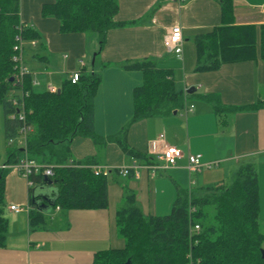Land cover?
<instances>
[{
    "label": "crops",
    "instance_id": "obj_1",
    "mask_svg": "<svg viewBox=\"0 0 264 264\" xmlns=\"http://www.w3.org/2000/svg\"><path fill=\"white\" fill-rule=\"evenodd\" d=\"M51 1L19 0L20 20L39 33L34 45H24L22 55L36 85L45 84V90L48 84L61 83L79 69L82 61L86 70L100 74L93 101L97 134L112 135L127 126L125 139L131 148L155 157L165 145H173L183 156L175 165L153 174L145 167L139 168L138 177H123L111 171L107 175L106 208H54L45 212L46 224L37 228L29 223L26 183L25 208L20 205L23 209L16 212L9 209L13 203H5L7 230L4 245L0 246V264H90L97 251L123 247L115 217L126 192L133 194L144 215L167 214L177 188L198 194L206 184L230 182L241 160L251 161L256 167L258 218L264 230V64L260 59L241 60L223 63L214 70L195 71L194 38L220 25V0H116L114 20L123 25L108 30L97 56L94 34L61 32L56 18L41 15L42 4ZM263 3L264 0H232L234 23L263 24ZM174 25L182 31L180 56L163 44L164 34ZM143 59L170 72L185 107L130 122L132 92L142 82V72L129 65ZM191 88L193 91L188 92ZM207 94L216 95L227 107L257 101L263 105L255 110L216 114L214 102L203 98ZM190 105L192 110L185 113ZM70 152L74 160H90L107 167L144 164L126 156L114 142L98 149L85 137H75ZM6 153L2 114L0 165L5 164ZM188 153L199 154L203 163L211 165L197 172L188 171Z\"/></svg>",
    "mask_w": 264,
    "mask_h": 264
},
{
    "label": "trees",
    "instance_id": "obj_2",
    "mask_svg": "<svg viewBox=\"0 0 264 264\" xmlns=\"http://www.w3.org/2000/svg\"><path fill=\"white\" fill-rule=\"evenodd\" d=\"M221 22L211 31L195 36V71L214 70L223 63L260 59L264 64V23L235 24L232 0H220ZM116 0H52L41 6L42 16H52L61 32L94 34L97 56L109 29L123 25L116 22ZM25 44L36 40L39 33L19 18V0H0V104L3 111V133L7 159L11 165L21 153L28 160L50 166L51 184L41 172L32 173L28 186V218L32 228L44 226L46 215L38 204L41 197L34 189L42 187L50 194V210L58 208H106L107 176L93 173V161H77L70 152L75 137H85L96 148L116 143L128 157L149 163L154 157L131 148L125 139L127 126L121 131L102 136L94 130V96L100 74L80 66L79 78L72 83L64 78L59 91H34L30 73L23 77L21 88L8 79L15 71L12 56L15 36ZM35 44V43H34ZM33 44V45H34ZM142 72V82L134 87L133 115L130 122L162 116L183 109L184 97L174 88L170 72L157 68L150 59L129 65ZM19 89L16 94L12 89ZM203 98L214 102L216 114L229 110H255L261 101L248 106H224L214 94ZM22 103L24 124L30 126L23 148L12 147L8 138L19 135L23 124L17 116ZM15 115L11 117V115ZM8 167H0V246L4 245L7 222L4 216L5 176ZM39 201V202H38ZM258 180L255 164L241 160L230 182L209 183L194 194L177 188L171 209L163 215H144L133 194L126 192L116 210L115 223L123 247L97 251L90 264H264V230L258 218ZM199 230L193 231V224Z\"/></svg>",
    "mask_w": 264,
    "mask_h": 264
},
{
    "label": "built area",
    "instance_id": "obj_3",
    "mask_svg": "<svg viewBox=\"0 0 264 264\" xmlns=\"http://www.w3.org/2000/svg\"><path fill=\"white\" fill-rule=\"evenodd\" d=\"M262 8L264 10V3L262 5ZM16 43L13 45V50L14 54L12 56V60L15 62L14 67L15 71L12 74V82L15 87H20L22 86L23 83V77L29 73L27 67L24 65L23 62V39L21 38L20 35L15 36ZM30 43L33 45L35 43L34 40H30ZM163 44L164 47L172 50L177 56H180L182 48V31L179 25H174L171 28H169L166 33L164 34L163 38ZM83 65V62L80 61V66ZM79 78V71L75 70L72 71L71 74L69 75V79L72 83L76 82ZM32 86L38 84L36 79H32L31 81ZM46 90L49 92H55L58 90V88H55L51 84H48L46 86ZM13 104L19 105L21 109L17 110V118L23 122V124L19 128V135L14 138H8L7 143H12L15 138L19 139V143H24L25 142V135L26 133L30 130V126L24 124L25 118H24V110L22 109V103H19L16 101V99H13ZM192 105L188 106L185 108V113L187 111L192 110ZM15 115H11V117H14ZM163 135L160 134L159 137L161 138ZM152 146H155V142H151ZM183 156L182 151L173 146V145H165L160 151L157 152L155 157L152 159L151 162L149 163H144L142 166L141 165H136V163H133L131 165H122L118 167H107V166H101L98 164H93L91 165L92 171L96 175H103L107 176L111 171H114L120 176H133V177H138L139 176V168L140 167H145L148 168L152 174L154 173L155 170L157 169H162L166 168L169 166H173L176 164V161ZM187 159V164L186 168L188 171L192 172H197L199 171L202 166H210L211 163H203L200 159L199 154H191L188 153L186 155ZM1 168L5 167H13L18 171V173L23 176L26 180V183L28 186H32L34 183L33 181L29 178V176L32 173H37L41 172L43 176H49L52 174L50 166H45L42 164H39L33 160H28L26 157L19 159L17 162L11 164V165H5L2 164L0 165ZM57 208V207H56ZM9 209L13 211H20L23 208L20 205L16 204H11L9 205ZM193 231H198L199 230V224L195 223L192 226Z\"/></svg>",
    "mask_w": 264,
    "mask_h": 264
},
{
    "label": "rangeland",
    "instance_id": "obj_4",
    "mask_svg": "<svg viewBox=\"0 0 264 264\" xmlns=\"http://www.w3.org/2000/svg\"><path fill=\"white\" fill-rule=\"evenodd\" d=\"M38 81L41 83V81L38 78ZM55 88H59L60 87V81L58 82H54V84H52ZM44 86L43 83H41V86L36 85L33 90L34 91H42L44 90ZM16 94H21V91L17 88L12 89ZM3 111H2V106L0 104V117L2 116ZM19 139L15 138L13 140V142L10 144L12 147H17V148H23V144L18 142ZM25 155L23 153H21L20 155V159L24 158ZM232 179V178H231ZM231 181V180H229ZM22 185L24 187V190L22 191ZM25 187H26V180L23 176H21L18 171L16 169H14L13 167H9L7 172H6V176H5V194H4V203L7 202H11L13 204L16 205H21L24 208L27 205V197H26V191H25ZM6 206V205H5ZM8 212V210L5 207L4 210V215ZM264 229V228H263ZM264 246V244H263Z\"/></svg>",
    "mask_w": 264,
    "mask_h": 264
},
{
    "label": "water",
    "instance_id": "obj_5",
    "mask_svg": "<svg viewBox=\"0 0 264 264\" xmlns=\"http://www.w3.org/2000/svg\"><path fill=\"white\" fill-rule=\"evenodd\" d=\"M8 80L12 81V77H10ZM57 91H59V88ZM192 91H193V88L188 90V92H192ZM173 113H175V111H173ZM43 179L46 182V184H48V185H50L52 182L48 176H43ZM49 194L50 193L42 187H38V188L34 189V195L41 197L43 199V202L38 204L39 208L46 211V212H48L50 210V207H51V202H50L51 200H50ZM261 254H262V257H264V249H261ZM127 263H128V261H126L124 264H127Z\"/></svg>",
    "mask_w": 264,
    "mask_h": 264
}]
</instances>
